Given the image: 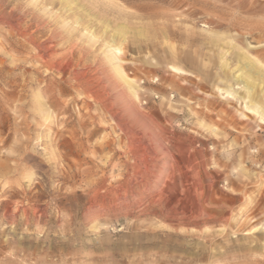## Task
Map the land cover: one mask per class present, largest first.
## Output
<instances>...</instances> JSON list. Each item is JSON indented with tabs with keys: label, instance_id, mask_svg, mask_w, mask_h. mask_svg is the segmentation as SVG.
I'll use <instances>...</instances> for the list:
<instances>
[{
	"label": "rangeland",
	"instance_id": "obj_1",
	"mask_svg": "<svg viewBox=\"0 0 264 264\" xmlns=\"http://www.w3.org/2000/svg\"><path fill=\"white\" fill-rule=\"evenodd\" d=\"M68 1L0 0V264H264V0Z\"/></svg>",
	"mask_w": 264,
	"mask_h": 264
},
{
	"label": "bare ground",
	"instance_id": "obj_2",
	"mask_svg": "<svg viewBox=\"0 0 264 264\" xmlns=\"http://www.w3.org/2000/svg\"><path fill=\"white\" fill-rule=\"evenodd\" d=\"M65 4L67 5L68 10H72L71 9V5L74 4L68 0H64ZM75 2V1H74ZM43 3V2H42ZM49 3V2H48ZM51 3V2H50ZM77 3V2H76ZM64 5V3H63ZM65 5V6H66ZM75 5V4H74ZM54 6V5H53ZM63 10V9H62ZM61 14V13H60ZM77 18V17H76ZM73 22L77 25L79 22V19L77 18L76 21L73 20ZM69 23V22H68ZM72 24V23H71ZM82 24V23H81ZM106 24V23H105ZM73 25V24H72ZM71 26V25H70ZM80 26V25H79ZM73 27V26H72ZM75 27V26H74ZM86 27V26H85ZM88 27V26H87ZM79 28V27H78ZM77 29V28H76ZM73 30V29H72ZM105 31H107V27H105L104 29ZM87 31V29H86ZM92 33V32H91ZM84 34V33H83ZM90 31H87V34L89 36ZM93 34V33H92ZM90 35L88 38L90 39L91 42L95 41L97 38L94 35ZM58 35V34H57ZM52 38V37H51ZM87 38V39H88ZM106 42V41H105ZM94 43V42H93ZM105 46L108 49V52L105 56V61L108 64H113L114 63V71L117 75V77L119 78V80L125 84V86L128 87V89L130 90L132 96L134 98H137V94H136V90H135V85L133 83V80L128 78L125 71L123 70V68L119 65V59L117 58L118 55H120L121 50L119 48V46H116V43L114 41L113 38H111L108 42L105 43ZM253 46H248V48H252ZM43 48V47H42ZM50 50V49H49ZM48 50V51H49ZM52 50V49H51ZM46 51V50H45ZM42 54V53H41ZM44 54V53H43ZM46 54V53H45ZM45 56V55H44ZM46 57V56H45ZM45 59V58H44ZM42 61V60H41ZM118 62V63H117ZM237 63L239 65H236L234 67V70H239L245 68V71H241L239 74H237L235 76V79H237V81L240 79L244 84L241 87H236L237 89H242L244 95L243 96H235L233 93V87L231 86H227V88L224 89H218L220 92H222V96L225 99H235L237 100L238 103H240V105H242L244 107V111L247 112L248 114L251 115H256L258 117L259 120V124H264V109L262 107V93L264 91V87L261 88V92L260 94H255V90L253 91L252 87L249 86V83H254V81L258 78L260 79L261 83H264V66L262 65V63H260L257 60H253L252 58H250V56L245 53V52H239V54L237 55ZM226 65V64H225ZM112 66V67H113ZM169 69L176 73V74H186L180 70H178L175 67L170 66ZM240 81V82H241ZM223 84V81H222ZM235 90V89H234ZM241 118H245L244 115H240ZM259 230V229H257Z\"/></svg>",
	"mask_w": 264,
	"mask_h": 264
}]
</instances>
